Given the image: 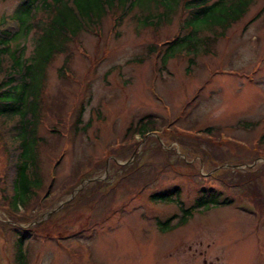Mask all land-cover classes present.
<instances>
[{
  "label": "rangeland",
  "instance_id": "rangeland-1",
  "mask_svg": "<svg viewBox=\"0 0 264 264\" xmlns=\"http://www.w3.org/2000/svg\"><path fill=\"white\" fill-rule=\"evenodd\" d=\"M18 2L0 0V19ZM263 4L252 0L190 62L161 63L184 14L177 6L141 24L161 10L153 1L117 32L109 15L99 35L81 30L69 58L55 54L37 125L41 183L17 212L4 198L14 148L0 129V264H15L23 229L26 264H264V11L254 16ZM160 45L155 57L149 47ZM147 117L145 135L128 130Z\"/></svg>",
  "mask_w": 264,
  "mask_h": 264
},
{
  "label": "trees",
  "instance_id": "trees-1",
  "mask_svg": "<svg viewBox=\"0 0 264 264\" xmlns=\"http://www.w3.org/2000/svg\"><path fill=\"white\" fill-rule=\"evenodd\" d=\"M150 1L162 8L160 11L139 17L137 20L141 24L158 25L160 21L169 19L177 6L184 14L179 32L163 41V48L162 45L149 47L151 52H155V57L159 56L161 49L163 50L161 54L163 64L176 54L188 56L190 62L193 59L190 53H196L201 49L203 52L208 51L214 38L217 35L225 36V29L241 17L252 2V0H19L13 15L1 17L0 121L4 129H0L3 135H7V139L12 140L9 144L14 148L10 175L11 192L4 195V198L7 201L6 205L15 210L14 212H17L18 205L26 206L30 195L33 194L32 190L41 183L37 172L39 145L37 125L43 109L41 91L46 65L58 53H64L65 57L69 58L72 54L70 43L77 40L81 30H89L99 35L103 18L109 15L111 16L109 30L117 32L118 26L134 7L143 6ZM262 10L264 11V4L254 16H258ZM203 30L212 32L201 34ZM30 33L32 47L26 54V46L20 42ZM65 66L64 60L59 67L60 74H63ZM153 124V117L140 118L134 124H129L128 130L132 127V132L137 131L145 135L154 128ZM82 128L85 129L84 126ZM207 131L210 129L207 128ZM168 194L166 191L158 195ZM212 198L216 199L215 195H212ZM182 214L173 226L185 221L190 214L189 208L183 209ZM24 230H15V264H26L20 234Z\"/></svg>",
  "mask_w": 264,
  "mask_h": 264
},
{
  "label": "water",
  "instance_id": "water-1",
  "mask_svg": "<svg viewBox=\"0 0 264 264\" xmlns=\"http://www.w3.org/2000/svg\"><path fill=\"white\" fill-rule=\"evenodd\" d=\"M93 178H96V177L93 176V177L88 178L87 180H92Z\"/></svg>",
  "mask_w": 264,
  "mask_h": 264
}]
</instances>
